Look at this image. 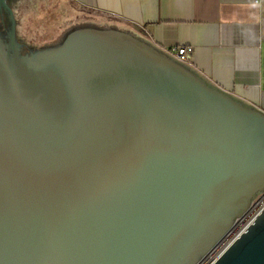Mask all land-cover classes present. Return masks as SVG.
Returning <instances> with one entry per match:
<instances>
[{
    "label": "water",
    "instance_id": "obj_1",
    "mask_svg": "<svg viewBox=\"0 0 264 264\" xmlns=\"http://www.w3.org/2000/svg\"><path fill=\"white\" fill-rule=\"evenodd\" d=\"M264 192V114L69 0H0V264H196ZM215 264H264V211Z\"/></svg>",
    "mask_w": 264,
    "mask_h": 264
},
{
    "label": "crops",
    "instance_id": "obj_2",
    "mask_svg": "<svg viewBox=\"0 0 264 264\" xmlns=\"http://www.w3.org/2000/svg\"><path fill=\"white\" fill-rule=\"evenodd\" d=\"M138 28L167 54L264 114V0H69Z\"/></svg>",
    "mask_w": 264,
    "mask_h": 264
},
{
    "label": "built area",
    "instance_id": "obj_3",
    "mask_svg": "<svg viewBox=\"0 0 264 264\" xmlns=\"http://www.w3.org/2000/svg\"><path fill=\"white\" fill-rule=\"evenodd\" d=\"M167 55L185 64L187 50L184 46H178L167 52ZM264 211V192L257 197L239 219L223 234V236L211 247V249L196 264H215L216 261L238 240L256 219Z\"/></svg>",
    "mask_w": 264,
    "mask_h": 264
},
{
    "label": "rangeland",
    "instance_id": "obj_4",
    "mask_svg": "<svg viewBox=\"0 0 264 264\" xmlns=\"http://www.w3.org/2000/svg\"><path fill=\"white\" fill-rule=\"evenodd\" d=\"M77 5V4H76ZM77 6H79V5H77ZM80 7V6H79Z\"/></svg>",
    "mask_w": 264,
    "mask_h": 264
}]
</instances>
